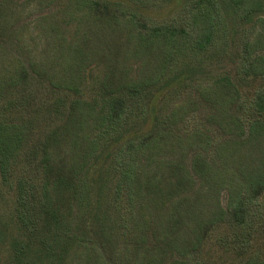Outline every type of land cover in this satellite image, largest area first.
Wrapping results in <instances>:
<instances>
[{"label":"trees","instance_id":"trees-1","mask_svg":"<svg viewBox=\"0 0 264 264\" xmlns=\"http://www.w3.org/2000/svg\"><path fill=\"white\" fill-rule=\"evenodd\" d=\"M160 1L173 20L138 0H57L39 22L49 40L7 62L0 0L11 264L28 250L68 264L94 244L128 264L160 248L184 264H264V173L230 167L233 146L264 135V0ZM197 178L227 197L206 220Z\"/></svg>","mask_w":264,"mask_h":264},{"label":"rangeland","instance_id":"rangeland-1","mask_svg":"<svg viewBox=\"0 0 264 264\" xmlns=\"http://www.w3.org/2000/svg\"><path fill=\"white\" fill-rule=\"evenodd\" d=\"M5 2V16H6V36L4 39L7 44L5 46V58L7 62L15 61L19 56L26 58L28 56H35V47L40 40H49L43 34L39 27V22L43 15H54L61 10L57 0H4ZM142 6L147 8L153 20L156 22H167L174 19L175 12L173 8L163 5L160 0H138ZM254 34H250L247 38H255ZM244 41V40H243ZM247 41V40H246ZM35 47L33 48L34 44ZM237 44V48L241 51L243 44ZM239 46V47H238ZM243 51V50H242ZM234 145V144H233ZM211 156V155H210ZM237 163L232 164L230 161L231 169L237 171L242 167V164L248 167L251 171L264 173V135L258 138L249 139L246 143L236 144L233 146L232 156ZM189 163V161H188ZM245 169V167H244ZM219 172V171H218ZM204 178L203 175H198ZM196 179L195 190L202 192L201 197H194L201 205V210L204 212L201 219L206 220L214 212L219 210V207H226L227 197L224 191H219L212 179L209 182ZM1 186V183H0ZM193 197V195H191ZM196 203V204H198ZM13 205L14 196L7 195L5 189L0 191V264H11L12 254L10 252V243L14 239L21 237L17 229V224L13 220ZM201 216V214H197ZM103 240V239H102ZM105 243V241H104ZM106 244V243H105ZM115 244V242H114ZM91 248L92 255H87L82 250L79 254H73L69 259L68 264H128L127 259H122L121 247L101 246L94 244ZM120 247V250H119ZM152 251V249H151ZM141 251L139 255H143ZM134 255V264H142V258L136 261ZM132 255V256H133ZM146 264H184L176 253H170L166 248L159 249L157 252H152L146 256ZM15 264H40V258L34 250H28L27 255L20 262Z\"/></svg>","mask_w":264,"mask_h":264}]
</instances>
